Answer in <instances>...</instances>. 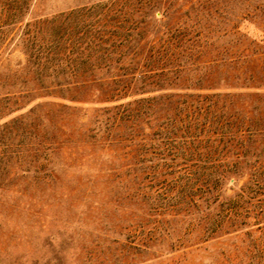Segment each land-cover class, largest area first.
I'll use <instances>...</instances> for the list:
<instances>
[{"label": "rangeland", "instance_id": "obj_1", "mask_svg": "<svg viewBox=\"0 0 264 264\" xmlns=\"http://www.w3.org/2000/svg\"><path fill=\"white\" fill-rule=\"evenodd\" d=\"M207 2L0 0V264H264V0ZM150 49L174 52L180 84L114 82ZM168 93L187 100L175 147L154 135L164 114L128 115ZM211 100L256 133L217 142ZM187 121L201 159L237 162L208 193L178 177Z\"/></svg>", "mask_w": 264, "mask_h": 264}, {"label": "trees", "instance_id": "obj_2", "mask_svg": "<svg viewBox=\"0 0 264 264\" xmlns=\"http://www.w3.org/2000/svg\"><path fill=\"white\" fill-rule=\"evenodd\" d=\"M206 0V3H208ZM205 3V1H204ZM208 6V4H207ZM123 53H118V56H116V62H119L121 60V56ZM124 55H126L125 58H129L131 61L129 64L127 63L126 65H120L118 67V71L121 72L120 74H117L118 78L120 80L114 81L116 82H121L122 81V88L128 87L126 83H130L133 80H135V73L137 72L136 70L139 68L138 72L141 76V81H142V86H147V88H157L161 86V82H166V84H180L179 83V73L182 70L184 64L182 62L179 63V60L174 56V52L168 51L166 49L162 50H153L150 49L146 52L140 51H129L125 52ZM137 59L135 62L134 66H131L132 61H135L134 59ZM129 77V78H128ZM127 78V79H126ZM123 79V80H121ZM130 79V81H129ZM205 81H209V85L213 84L210 83L212 79L210 77H206L204 79ZM202 83H199L201 85ZM116 89H119L116 87ZM220 95L219 93H213L210 95H205L203 96V100L208 99V97H218ZM174 96L176 94L174 93H168V94H163L159 96H151L147 98H140L137 100H134L137 106L133 109V111L130 109L128 111V115H133L136 118H139L140 115L147 116L150 112L151 116H155L157 119V114H164L166 117L163 122L159 124V130L154 133V135L158 136V138L162 137L164 139L163 141L165 142V145L175 147L177 145L176 143V138L177 135L180 134L178 131L180 130L179 127L177 129L175 128V116L179 115L180 113V108L179 106L181 105H186L187 100L182 99V100H174ZM200 97V96H199ZM216 102L217 101H210L209 103L206 104L205 112L208 115H210V120L211 124H215V127L213 128L212 132L215 134L217 137L215 138L217 142H223L225 141L226 143H229L232 141L234 138L233 134L231 132L232 129L237 132L239 131L242 127L243 130L246 131L247 137L250 138L252 134L256 133L257 129L252 128V123L250 119H248L249 123H245L246 118L245 117H240L239 120H233L234 122H231L229 118L224 117V115L216 114L215 110H210V107H216ZM192 106V105H191ZM156 108V109H154ZM197 108V107H196ZM239 118V116H237ZM224 119V120H223ZM166 121H168L166 123ZM238 121L240 122V125L234 126ZM205 124V123H203ZM242 124V125H241ZM246 124V125H245ZM262 124H264V119L262 121ZM197 125H193V128H195L194 132H191V127L192 125L190 124L189 121L184 125L183 130L181 131L180 136L184 137L182 139L181 144H185V154H187L188 159L191 160V154H196L197 159H194L193 161L190 162H184L183 166L181 167L182 171L179 174L178 177L181 178H186L195 176V182H201V187H198L200 191H202V187L204 186V192H210L212 189H216L217 186L220 185V182L227 176L231 174H235L237 172V162L232 161L230 163H221V161L216 157L215 159H209L208 155H206L204 158H200V151L199 148L202 146L200 142L198 144L193 145L195 139L198 138L199 132L196 131ZM232 126V127H231ZM163 130V131H162ZM204 130V129H203ZM202 130V131H203ZM262 130L261 135L264 136V128H261ZM201 132V131H200ZM242 143V142H241ZM240 144V142H238ZM177 148V147H176ZM217 148H215V153L217 154ZM176 152V151H175ZM207 154V153H206ZM217 156V155H216ZM236 157H240L241 159L244 158L245 153L244 152H236L235 153ZM258 156V155H257ZM190 158V159H189ZM218 160V161H216ZM241 161H244L241 160ZM260 160L256 159L254 161L255 164H257ZM255 164L253 166H255ZM244 165L246 167H249L248 162L244 161ZM178 172V171H177ZM258 173V176L264 177V163L258 166V170H254L252 172L253 176H256ZM255 184L256 186V191L259 193L262 188H264V183L259 180L257 181L255 179ZM215 201V200H214ZM260 204H264V197H261L258 199ZM236 207V205H231L227 207V209H230L233 211V209ZM236 214V213H235ZM228 215V214H227ZM225 215L224 217H227ZM223 219L219 221L218 223H215L212 225V227H207L206 231L209 233L216 231L219 226L221 225Z\"/></svg>", "mask_w": 264, "mask_h": 264}]
</instances>
